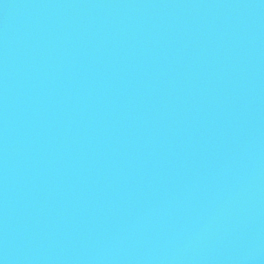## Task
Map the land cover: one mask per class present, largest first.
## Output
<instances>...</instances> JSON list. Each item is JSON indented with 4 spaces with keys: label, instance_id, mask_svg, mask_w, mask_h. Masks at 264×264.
<instances>
[{
    "label": "water",
    "instance_id": "obj_1",
    "mask_svg": "<svg viewBox=\"0 0 264 264\" xmlns=\"http://www.w3.org/2000/svg\"><path fill=\"white\" fill-rule=\"evenodd\" d=\"M0 264H264V0H0Z\"/></svg>",
    "mask_w": 264,
    "mask_h": 264
}]
</instances>
